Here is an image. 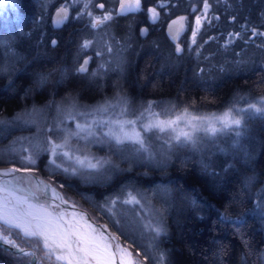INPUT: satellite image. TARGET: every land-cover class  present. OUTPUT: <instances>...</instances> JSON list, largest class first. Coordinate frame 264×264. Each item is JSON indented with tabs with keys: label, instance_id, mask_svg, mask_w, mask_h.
I'll use <instances>...</instances> for the list:
<instances>
[{
	"label": "trees",
	"instance_id": "trees-1",
	"mask_svg": "<svg viewBox=\"0 0 264 264\" xmlns=\"http://www.w3.org/2000/svg\"><path fill=\"white\" fill-rule=\"evenodd\" d=\"M16 3L18 12L26 15L34 27H45L46 15H50L56 0H16ZM210 5V21L204 22L195 43H191V38L184 37V49L177 52L163 33L170 44L167 54L162 55L157 48L159 42L153 40L152 48L138 51L130 62L126 77L140 95L139 100L151 105V110L163 117L176 115L184 109L195 115L216 114L230 107L245 109L249 104H260L264 97V35L253 34V29L257 33H264V0H210ZM31 24L24 28H34ZM161 35L136 36L144 41ZM97 41H92V53ZM52 52L61 56L73 69L84 56L83 52L73 49H54ZM50 68L48 64V68L42 70ZM86 76L79 80L80 83L72 85H78L80 92L84 90L88 94L92 90L86 86ZM24 79L20 78L11 87L3 83L6 90L0 91V105L6 110H11L12 103L16 101L9 96H16L14 93H21L29 86L28 80ZM3 84L0 83V86ZM243 116L245 124L240 131L248 129L255 117L264 120V114L245 112ZM38 155L37 174L51 180L69 199L97 220L105 221L115 232L118 231L107 209L116 194L114 183L99 187L62 170H45L43 164L47 152L43 150ZM0 161L19 167H34L22 158L19 151L7 154L6 159L0 158ZM196 166L195 159L173 161L165 168V174L161 172L155 175L153 182L169 185L175 179L180 181L189 189L187 194L190 198L201 205L200 208L194 213L172 212L163 221L164 231L159 235V246L148 247L127 237L134 245L122 239L124 244L143 264H160L161 253L164 254V264H263L264 226L257 210L264 186L256 188L254 194L249 180L232 179L210 194V185L206 190H201L193 178ZM129 174L133 175V171ZM261 183L264 185V178ZM13 234L20 244L38 252L42 264H64L53 256L49 259L42 243L24 238L15 231ZM0 264L31 262L29 256H21L0 244Z\"/></svg>",
	"mask_w": 264,
	"mask_h": 264
},
{
	"label": "rangeland",
	"instance_id": "rangeland-1",
	"mask_svg": "<svg viewBox=\"0 0 264 264\" xmlns=\"http://www.w3.org/2000/svg\"><path fill=\"white\" fill-rule=\"evenodd\" d=\"M79 1L73 0L71 4L79 5ZM85 2L86 11L90 14L95 12L91 5L93 0H85ZM195 12L192 34L189 37L192 44L193 31L197 27L196 17L202 15L203 5ZM95 14L97 17L99 12ZM207 17L204 22L210 21L209 11ZM29 24H31V20L18 12L16 0H0V68L5 69V71L0 72V83L5 82L10 87L14 86L20 76L21 80L25 78L24 80L29 82V86L24 91L14 93L16 96H9V98L16 99L12 103L11 110H6L0 105V120L11 121L18 113L31 112L33 108L42 110L36 115L33 123L25 124L17 121L13 124H0L2 130H0V150H3L0 151L1 159H6L7 154H11L13 151H19V154L21 152L23 159L36 151L42 153L43 149L48 147L47 140L49 137L59 142V138L68 132L76 131L78 123L83 124L86 119L91 121V116L85 118L78 115L79 113H90L97 105L103 104L105 101L116 104L118 99L123 98L128 106V112L123 118L137 120V130L141 132L145 141L144 149L130 141H125L121 145H116L115 142H107L103 133L107 132L108 128L103 124H97L94 137L73 136L70 143L71 150L75 155L89 154L111 160V165L105 167L102 176L86 180V172L82 171L80 174L65 172L63 168H57L50 163L53 158L50 151H45L47 156L43 165L45 170H62L66 174L76 176L83 182L95 183L99 187L109 182L114 183L116 194L107 209L111 213L119 232L112 231L128 244L134 245L132 241H137L140 244L148 245V247L151 245L159 246L160 237L153 239L154 233L149 230L147 225L160 224L163 226V221L174 211L194 213L200 208L201 205L190 198L187 194L190 192L189 189L180 181L175 179L169 185L163 182H153L155 175L161 172L165 174V168L170 166L173 161H179L182 158L195 159L197 166L194 169L195 176L193 178L198 182L201 190H206L210 185V194L218 189L221 184H227L232 179L242 180L245 178L249 180L250 189L253 190L254 194L256 188L264 186L261 183L264 178V142L262 141L264 139V120H261L260 117H255L248 129L239 130L241 132L239 137L236 136L235 131L231 133L221 132L215 136L207 134L203 130L197 131L195 136L198 143L195 146L190 143L175 141L173 139L174 133L170 131L160 132L157 129L150 131L144 129V125L153 119L151 114L158 112L151 110L149 105L139 100L140 95L126 76L134 55L138 51L152 48L155 43L152 42L153 40H157L156 43L159 42L157 48L162 55L168 53L170 44L163 34L158 38L141 41L130 29L118 28L119 39L117 41L119 45L111 46L110 44L111 52L107 51L109 45L105 47L97 41L95 52L87 54H92V57L95 54L88 64L86 86L90 87L92 91L87 94L84 90L80 92L78 85L77 87L72 85V83H80L79 80L82 78L75 74L69 63L62 60L61 56L58 57L57 54H53L52 50L44 44H37L34 37L25 36L23 30H27L24 27ZM31 25L34 27L33 23ZM81 63L83 62L81 61ZM48 64L51 65V68L42 70L48 68ZM102 64L106 67L100 69L97 76H92L91 73L99 69ZM60 70H65L63 76ZM41 73L51 74L49 83L41 89H33L29 92ZM4 85L0 86L1 92L6 90ZM12 91L15 90L12 89ZM120 111V107L117 106L114 110L110 109L108 113L97 114L96 118L98 120L101 118L104 120L114 119L118 117ZM224 111L216 113V115ZM69 113L75 118H69ZM174 116L163 117L160 115L159 118L167 119ZM81 136L83 137L84 134ZM237 140L239 147H234V142ZM35 158L37 163L39 155ZM0 164L15 165L5 161H0ZM57 164H62L64 168L73 166L72 161L64 158H58ZM203 164H208L210 167L205 170ZM22 168H27L36 173L38 167L35 164L34 167ZM130 171H133V175L129 174ZM56 187L60 189L58 186ZM61 192L68 201L72 202V199H69L62 190ZM131 197H135L138 203H125V201L131 200ZM257 214L264 226V194L260 199ZM12 238L20 244L14 234ZM0 244L3 245V243ZM20 246L26 247L22 244ZM11 251L18 253L15 249ZM36 253V264H42L38 252ZM52 256L55 258V255ZM29 260L32 264V256H29ZM61 263L65 264V262ZM262 263L264 264V254Z\"/></svg>",
	"mask_w": 264,
	"mask_h": 264
},
{
	"label": "snow or ice",
	"instance_id": "snow-or-ice-1",
	"mask_svg": "<svg viewBox=\"0 0 264 264\" xmlns=\"http://www.w3.org/2000/svg\"><path fill=\"white\" fill-rule=\"evenodd\" d=\"M164 7V4L160 5ZM100 8L104 5L100 4ZM211 5L208 0H203V13L201 16L196 17V30L193 31V43L201 24L207 20V13ZM141 9V0H122L120 5L121 13L136 12ZM150 12V19L155 21L159 13L156 7L148 10ZM68 9L62 7L58 11V19L55 21L57 25L62 24L67 18ZM111 13H105L102 17H95L92 22V27L96 28L102 25L105 21L111 20ZM185 17H179L177 20L172 21L169 26L171 30L179 33L183 30ZM147 29H142L146 32ZM254 35H264V33H257L253 29ZM231 35V34H230ZM235 35L239 36V33ZM53 44L56 42L53 41ZM92 41L85 40L82 44L83 48H88ZM108 52L112 51L111 46L107 48ZM180 52L179 47L176 48ZM89 59H85L83 63L75 69V72L81 75L88 74ZM106 65H100L99 69L91 73L92 76H97L99 70L105 68ZM5 69L0 68V72ZM63 76L65 70H60ZM50 73L45 75L39 74L38 79L35 81L33 88L41 89L49 83ZM117 106L121 111L117 118L104 120L97 119L96 115L101 113H108L110 109L114 110ZM75 107V105H73ZM151 107V105H149ZM42 111L41 109L33 108L31 112L24 111L18 113L11 121L0 120V124H13L17 121L27 123L35 122L36 115ZM128 112L127 102L120 98L113 104L110 101H105L103 104L97 105L92 112H82L78 115L87 118L91 116V121L86 119L83 124L76 125V131L68 132L63 137L59 138V142L52 140L50 137L47 140L48 147L43 149L50 151L52 159L50 163L57 168H63L65 172L72 174H80L82 171L86 172L85 179H96L103 175L106 166L111 165V160L104 157H95L89 154L75 155L71 150V137L76 136L80 138L94 137L96 135L95 126L103 124L108 128V131L103 133L107 142H115L116 145H121L125 141H130L138 144L141 149L145 147L144 138L139 130H137L135 119H125L124 115ZM245 112L264 114V97L261 98L260 104H249L247 109H235L230 107L223 113L216 115L196 116L189 113L188 109L177 113L174 117L167 119H160V114H151L153 119H150L145 125L144 129L150 131L157 129L160 132L170 131L174 133L173 139L177 142L190 143L195 146L198 140L195 136L197 131L203 130L207 134L213 136L221 132L235 131L237 137L241 135L239 129L244 126L245 120L243 114ZM69 118H75L69 113ZM183 124V127L181 125ZM51 131V130H50ZM81 134H84L82 137ZM234 147H239V141L234 142ZM39 151L24 157L29 165L36 164V156ZM58 158H64L73 162L70 168H64L62 164H57ZM205 170L210 165L203 164ZM17 171V169H6L0 172V175H9ZM250 179V178H249ZM55 192V189H52ZM66 203V201H64ZM137 202L135 197L125 203ZM27 206L26 208L24 206ZM58 207V206H57ZM38 209V211H33ZM64 213L54 215L44 205L32 204L27 196H17L14 191L10 190L5 185H0V243L7 244L12 248L17 249L18 254L21 256H33L32 252H25L24 248L12 238L14 231L17 234L22 233L24 238L35 239L43 244L46 249V255L51 259L55 255L58 262H65V264H117L119 259L120 264H143V261L138 257H133L132 253L127 247H121L118 243L115 245L113 251V241L118 240L117 237H105L103 234H97L95 229L91 226L81 227L75 220H65ZM150 231L154 233L153 239L161 235L164 231L160 224L153 226L147 225ZM163 253L160 254V264L163 262ZM147 258V253H145Z\"/></svg>",
	"mask_w": 264,
	"mask_h": 264
},
{
	"label": "flooded vegetation",
	"instance_id": "flooded-vegetation-1",
	"mask_svg": "<svg viewBox=\"0 0 264 264\" xmlns=\"http://www.w3.org/2000/svg\"><path fill=\"white\" fill-rule=\"evenodd\" d=\"M73 0H56V5L52 9L50 15H46L45 27L36 26L31 29L23 30L25 36L34 37L37 44H44L46 47L54 50L73 49L78 52H83L82 62L85 59L92 61V44L88 48H83L82 44L85 40L93 41L98 40L107 47L108 45H117V30L118 28L130 29L133 33H137L141 37H149L153 33L165 34L174 48L179 47L181 51L184 49L182 40L184 37H191L193 19L196 9L203 5V0H141V9L136 12L121 13L120 5L122 0H93L91 3L92 10L95 12L86 11L85 0H80L78 7L72 5ZM210 4V0H208ZM103 4L104 7L100 8L99 5ZM164 4V7L160 5ZM64 7L68 9L67 18L61 25L53 23V15L57 8ZM156 7L159 13L158 18L153 21L150 19L149 9ZM210 16V8H209ZM99 12L97 17H102L103 14L111 13L112 19L105 21L99 27H92L95 13ZM40 17V16H39ZM179 17H185L183 30L179 33L170 29L172 21L177 20ZM39 19V18H38ZM147 29L142 32V29ZM136 34V35H137ZM73 39H70V38ZM12 40V36H11ZM114 40H116L114 42ZM56 43L53 44L52 42ZM64 44L62 45V43ZM72 46V48H70ZM67 47V48H65ZM180 51V52H181ZM80 61V62H81ZM80 62L74 68L79 67ZM76 63V62H75ZM74 64V63H73ZM80 78L81 75L75 72ZM21 76L19 77V79ZM19 79L17 81H19Z\"/></svg>",
	"mask_w": 264,
	"mask_h": 264
},
{
	"label": "water",
	"instance_id": "water-1",
	"mask_svg": "<svg viewBox=\"0 0 264 264\" xmlns=\"http://www.w3.org/2000/svg\"><path fill=\"white\" fill-rule=\"evenodd\" d=\"M62 7H59L55 10L53 15V23L58 19V11ZM65 21V20H64ZM61 25V24H59ZM15 168L17 171L10 173L9 175H0V185L7 186L10 190L14 191V193L25 191V193H38L41 197H43L52 208H54L58 213L63 212L65 220H75V222L79 223L81 226H91L92 229H95L97 234H103L105 237L115 236L118 240L113 241V249L115 251V245L118 243L121 247H126L121 239L112 231V229L102 221H97L92 217V215L86 210L80 208L78 205L69 202L60 189H58L52 182L38 176L33 171L18 167L11 164H0V172L6 169ZM55 189V192L52 191ZM23 194L26 196V194ZM28 197V196H27ZM66 201V203L64 202ZM58 206V207H57ZM8 249H15L4 245ZM24 248L25 252H32L34 255L32 256V264H36L37 253L32 251L26 247ZM128 248V247H127ZM17 250V249H15ZM130 251V249L128 248ZM131 252V251H130ZM118 260V259H117ZM119 261V260H118Z\"/></svg>",
	"mask_w": 264,
	"mask_h": 264
},
{
	"label": "bare ground",
	"instance_id": "bare-ground-1",
	"mask_svg": "<svg viewBox=\"0 0 264 264\" xmlns=\"http://www.w3.org/2000/svg\"><path fill=\"white\" fill-rule=\"evenodd\" d=\"M24 193H25V191H23V193L18 192V193H16V195L17 196H24L23 195ZM25 194H26V196H28V199L32 204L44 205L48 209V211L52 212L54 215L58 214V212L54 208H52L50 206V204L43 197H41L38 193L31 192L30 194L29 193H25ZM24 207L26 208L27 206L25 205ZM33 211H38V209H33ZM81 227H83V226H81ZM113 251H114V249H113ZM118 260H117V264H120V262Z\"/></svg>",
	"mask_w": 264,
	"mask_h": 264
}]
</instances>
